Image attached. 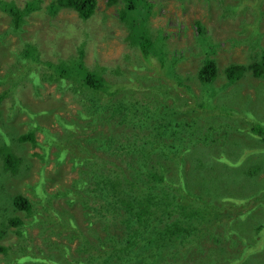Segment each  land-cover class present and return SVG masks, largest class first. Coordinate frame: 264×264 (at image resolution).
Masks as SVG:
<instances>
[{"label": "rangeland", "instance_id": "obj_1", "mask_svg": "<svg viewBox=\"0 0 264 264\" xmlns=\"http://www.w3.org/2000/svg\"><path fill=\"white\" fill-rule=\"evenodd\" d=\"M1 1L23 8L28 0ZM50 1L52 0H43L41 10L24 16L26 22L19 30L13 29L11 16L0 7V92L6 87H12L11 94L0 104V109L4 112L0 115V134L7 133L11 125L19 128L15 132L25 133L39 124L48 126L51 130L61 129L73 133L77 139L78 134L87 135L88 128L93 124L96 125L95 120L102 115L98 116L100 113H96L97 108L93 104L92 90L77 84L60 86L57 81L49 80L52 75H54L53 77L57 75L56 67L63 62L81 61L83 67H87L86 69L104 68V77L108 82L123 84L126 87V89L114 91L112 89L117 85L111 86L112 89L108 90L110 94L103 93L102 110L103 108L105 110V106L114 99H118L119 105L121 102L129 101V96H126L122 101L118 95L126 93V90L138 89L141 83L144 84L152 80L148 71L142 70L145 67L135 65L139 53L130 45L129 27L120 19L123 5L121 2L110 5L109 0H98L95 14L88 20H82L78 13L72 9L64 8L54 15L50 14L47 8ZM148 1L154 3L148 22L152 31L157 33L160 30L163 34L168 35L169 47H167V51L170 53L172 51L186 52V58L178 65V71L181 73L195 77L201 63L202 54L197 46L196 21L206 27L205 31L215 44L216 58L221 67L230 63L248 64L261 57L264 51V0ZM138 9L144 8H141L140 5ZM140 34L138 33V35ZM27 45L31 46L32 50H36L38 59L43 61V66L46 67L43 68L44 71L31 73L32 62L20 60L19 54H22ZM80 49H83L84 55L80 54ZM50 64L55 68H49ZM154 68L158 69L159 67ZM43 73L49 77L46 78ZM51 73L53 74L51 75ZM62 79L68 83L66 81L69 80L68 77ZM165 81L171 82L166 78ZM224 82L226 80L221 72L216 83L210 86L216 90L215 96L209 99L206 94H203L201 99L206 103L214 99V102L221 105H231L233 108L231 115L234 117L228 120L223 118V115L215 113L214 110L195 113L199 121H208L219 129L214 133L207 132L206 129L196 130L202 132V135H205L207 139L211 136L212 140L217 138L219 141L205 144L210 142V139H200L193 142L195 145L193 148L203 151L202 155L207 164L216 166V171L218 170V177H214L216 178L215 187L218 194L217 200L220 201L219 208L223 209L214 210L221 216L219 221L215 219L214 213L210 215L202 212L196 213V215L205 216L200 219V228L197 230V244L202 243L198 246L205 264H207L206 260H216L214 252L222 246L216 244V248L209 251L207 256V248L210 243H206V239L199 237L203 234L204 226L213 225L215 231L222 237V244L226 245L223 238L229 240V230L245 233L247 229H250L254 232L258 224L264 223V140L258 134H253L247 129L251 123L249 117L253 120L258 118L264 122V79H255L251 75H246L239 82L237 80L230 84ZM192 83L195 87V82L192 81ZM107 85L106 83L105 86ZM149 85H146V88ZM112 91L114 92L112 93ZM144 91L143 94L152 92V90ZM172 92L177 93L178 90L173 89ZM53 100H56L58 104L53 105ZM81 100L85 101L81 102ZM13 101L22 104L27 110L24 108L26 113L16 112L11 119L8 112H10L9 105ZM83 104L86 106L89 104L90 109L89 112L83 114L86 118L78 119L79 110H83ZM28 105L36 113L31 109L29 112ZM150 110L152 117L160 115L158 112H154V108L151 107ZM200 110L205 109L200 108ZM61 116L66 119L71 118L73 121L78 120L79 123L75 128L68 127L64 125L65 122L58 120ZM33 117L45 120H38L39 123L35 124L32 121ZM127 117L128 122L134 120L137 123L136 128L139 131L158 135L156 128H145V125L136 119L140 117L136 116L134 112L126 113L124 111L115 114V120H111L116 123L119 119ZM244 117H248V119ZM109 124L108 121H104L103 130ZM116 125L118 131L121 130L125 135L129 134L130 129L127 122H123L121 125L116 123ZM86 127L88 128L86 129ZM168 128L171 132L172 129ZM84 130L86 131L79 133ZM35 135L39 141L44 136L40 129L35 131ZM75 139L72 136L70 141L76 144ZM180 146L185 149L184 145ZM2 147L8 148V152L11 154L23 156L24 161L14 170L4 167L0 158V235L2 236L0 237V246L5 249V251H0V264H81L80 262L100 264L97 262L98 259H89L90 255L84 249V246L90 247L88 243L100 242L99 239L103 234L99 230L107 226L110 219V216H107L105 223L99 226L101 224L99 215H95L92 211L98 208V201H95L96 198H94L95 192L98 191L90 194L82 191V198L73 195L76 198L74 204L68 205V210H59L62 226L52 222L43 224H39L40 221L34 222L35 217L40 218L41 222L47 221L46 218L50 215V210L61 209V204L64 205L68 197L66 195L68 191L77 193L81 190L77 185L80 173L85 172L84 168L80 164L74 168L73 162L68 157H65V161L60 165L55 162V156L52 154L43 160L37 155L42 154V150L26 142L23 144L3 143L0 140V151L3 149ZM184 149L182 148L183 151L176 154L178 156L176 165L182 159ZM51 151L54 152V149ZM99 154L104 155L103 151H99ZM93 162L95 163L94 160ZM105 165L107 173L119 171L114 164L108 162ZM105 176L108 177L106 173ZM45 177L48 178L45 179ZM43 179L46 190L52 193L47 196V201L44 202L39 199L37 190H35V185ZM200 180H205V178L194 177L191 180L193 183L197 182L196 186L192 185L191 187L195 186L200 189L197 198L193 197L189 191L180 192V198L183 200L182 206H187L185 199L189 198L192 200L189 205L191 210L202 208L201 206L195 208L196 201L208 196V193L199 185L198 181ZM211 185L208 187L215 190ZM224 194L228 199H222ZM17 195H22L31 201L33 207L29 213L21 211L22 209L20 210L13 203V199ZM232 195H236V197L233 196V200L236 202L231 201ZM98 200L101 201V199ZM87 206H92L93 209ZM179 206V204L172 205L169 209L177 210L176 215H183L182 212H185L187 216L191 217L189 213L191 210H182L179 209ZM241 207H244L242 209L244 214L233 218L237 209ZM88 210L92 212L87 213ZM247 210L251 211L245 212ZM89 215L91 219L88 218ZM16 216L20 217L23 224L13 225L14 222H20ZM150 220L151 218H149L146 227L141 230L139 238L143 239L142 245L154 250L161 248L169 239H164L163 235H158L156 229H151ZM70 222L76 224L73 226L72 234L76 233L74 236H71V231H67L64 227H70ZM136 222L141 223L142 221L136 218ZM261 231L259 236H264V228ZM175 240L176 254L173 253L170 256L173 264L184 262L187 256V241L183 240V236H179ZM67 244L71 245L68 253L66 255L64 252L59 253V250ZM25 249H29V252L26 253ZM102 249L96 245L93 250ZM172 249L169 248L168 254L172 252ZM147 251L151 252L139 250L133 258L122 253L121 259L116 256L111 260V264H166V261H170L168 257L165 260L153 261ZM106 252L107 255L114 251L109 248V250L106 249ZM179 253L183 255L180 256ZM33 254H39V259H28ZM194 256L195 253L191 252L190 257ZM229 258L231 259V256ZM69 259L74 260L67 261ZM101 263L107 264L104 261ZM249 263L264 264V258H252Z\"/></svg>", "mask_w": 264, "mask_h": 264}, {"label": "trees", "instance_id": "obj_2", "mask_svg": "<svg viewBox=\"0 0 264 264\" xmlns=\"http://www.w3.org/2000/svg\"><path fill=\"white\" fill-rule=\"evenodd\" d=\"M42 1L28 0L25 7L18 8L9 2L0 0V7L11 16L13 29L19 30L26 22L24 16L29 15L33 11L41 10ZM120 2L123 4L120 19L129 27V43L139 53L137 54L135 65L145 67L142 70L144 72L148 71L152 80L144 84L141 83L140 86L136 84L139 87L138 89L126 90V93L118 95V98H122V101L126 96H129L130 100L121 102L119 105L118 99H114L105 106V110L103 108V111V93L110 94L108 90L112 89L111 86L117 85L112 89L114 91L122 88L126 89V87L123 84L108 82L104 77V68L86 69L87 67H83L81 61L63 62L56 67L55 71L57 75L53 77L54 71H52L53 73H51L52 76L49 80L57 81L60 86L77 84L92 90L94 95L93 104L97 108L96 113H100L98 116L102 115V117L95 120L96 125H88L90 127H86V129L88 128L87 135L83 133L86 131L84 130L79 132L83 134H78L77 139H75V134L73 135V133H68L61 129L51 130L48 126L38 124V120L42 121L45 119L33 117L32 121L38 124L34 128H30L25 133H18L15 131L19 128L11 125L7 133L0 134V140L3 143L23 144L26 142L42 150L43 153L37 155L43 160H46L48 155L52 154L55 156V162L60 165L65 161V157H68L73 162L74 168L79 164L84 168L85 172L80 173L77 185L81 190L77 193L68 191L66 194L68 197L64 205L61 204L63 209L50 210V215L46 218L47 221L41 222L40 218L35 217L34 222L40 221L39 224L52 222L56 223L55 225L62 226L59 210H68V205L74 204L76 198L73 195L77 196V198H82V191L86 194L98 191L94 194L95 201H98V208L87 207L93 209L92 211L95 215H99V223H101L99 226L105 223L107 216H110V219L107 226L99 230L103 234V237L101 236L99 239V243L91 242L90 244L88 243L90 247H87L81 242L85 251L90 255L89 259H98L97 262L100 264L103 261L111 264V260L116 258V256L121 259L123 253L133 258L135 257L134 254L139 250L151 251L147 252L153 261L165 260L167 257L170 259L173 253L176 254L175 239L183 236V240L187 241V256L184 262L176 263L205 264L203 256L200 254L201 249L198 246L202 245V243L197 244V230L200 228V219L205 216H199L196 213L202 212L208 215L214 213L216 215L215 219L219 221L221 216L215 213L214 210L223 209L219 208L220 201L217 200L218 194L215 187L216 178L214 177H218V170L216 171V166L213 167L207 164L202 155L203 151L201 152L197 148H193L195 147L193 142H197L200 139H210V142L205 144L217 142L219 139L215 138L212 140L211 136L207 139L205 135H202V132L198 131L206 129L207 132L214 133L215 130L218 132L219 129L208 121H199L195 113L214 110L215 113L223 115V118L228 120L234 117L231 115L233 112L231 105H221L214 102V99L206 103L202 101L201 96L203 97V94H206L209 99L215 96L216 90H213L210 86L216 83L221 72L224 74L226 80L224 83L229 84L236 80L239 82L246 75H251L255 79H264V51L261 57L248 64L230 63L221 67L216 58L217 50L215 49V44L210 40V36L205 31L206 27L201 22L196 21L198 33L197 46H199L198 48L201 50L200 54H202L201 63L195 77L190 74L181 73L178 71V65L186 58V52L172 51L170 53L167 51V47H169L167 43L168 35L163 34L160 30L154 33L148 24L154 3L148 0H109L110 5L119 4ZM97 3L98 0H52L47 8L52 15L64 8L72 9L78 13L82 20H88L95 14ZM140 5L144 9H138ZM138 33L141 34L138 35ZM80 54L84 55L83 49H80ZM19 58L23 62H32L31 73H35L34 71L40 73L44 71L43 68H46L43 66V61L38 59L36 50H32L31 46L27 45L22 54H19ZM154 58H157V61ZM52 67L53 65L50 64L49 68ZM154 67L159 68L156 69ZM43 75L46 78L49 77L44 73ZM63 77L69 78V80H66L68 83L62 79ZM165 78L170 79L171 82H166ZM192 81L195 82V87ZM106 83L108 84L107 86H105ZM146 85H149V87L146 88ZM173 89H177L178 92H172ZM144 90H152V92L143 94ZM197 90L199 91L196 92ZM11 91L12 87H6L0 92V104L11 94ZM144 95H146V98H144ZM84 101L81 100V102ZM53 102V105L58 104L56 100H53ZM149 104L154 108V112H158L160 115L152 117L150 115L151 107ZM83 106V110H79L80 116H78V119L86 118L83 114L89 112L90 105L87 104L86 106L83 104ZM24 108L26 107L22 104L13 101L9 105V118L12 119L16 112H24ZM200 108L205 110H200ZM30 109L36 113L31 107L28 108L29 112ZM147 110L149 111L147 112ZM124 111L126 113L134 112L136 116L140 117L136 119L144 124L145 128H156L158 135L155 136L153 133L139 131L136 128L138 126L137 123L134 120L128 122V117L119 119L116 123L121 125L123 122H127L130 129L129 134L125 135L121 130L118 131L116 123L112 120H115V114ZM0 113L2 115L4 112L0 109ZM110 113L111 115H109ZM244 118L248 119V117ZM249 119L251 123L247 129L253 134H258L264 140V122L258 118H254L253 120L249 117ZM58 120L65 122L64 125L71 128H75L79 123L78 120L73 121L71 118L66 119L63 116ZM104 121L110 123L105 130H103ZM29 124H31L30 121ZM168 127L172 129L171 132ZM37 129H40L44 134L41 141L35 135ZM72 136L76 144L70 141ZM180 145H184L185 149ZM182 148L184 149L183 160L181 159L182 161L180 160L176 165L178 157L176 154L183 151ZM52 149H54V152L51 151ZM99 151H103L104 155H100ZM0 158L3 161L4 167L14 170L24 161L23 156L9 153L6 147L0 151ZM108 162L114 164L115 168L119 169V171L117 173H107L105 171V164ZM105 173L108 177L105 176ZM194 177L205 178V180L198 182L208 193V196L196 201L195 208H200L201 206L200 210H191L189 205L192 200L189 198L185 199L187 206H182L183 200L180 198V192L183 190L189 191L193 197L197 198L200 189L195 187L197 182L193 183L191 181ZM47 178L45 177V179ZM210 184H212L211 186L215 190L208 187ZM192 185L195 186L191 187ZM183 186L184 188H182ZM35 190H37L39 199L43 202L47 201L48 195H52V193L46 190L44 179L35 185ZM233 196L236 197V195H232L231 201L236 202L233 200ZM98 199H101V201ZM222 199L228 198L224 194ZM13 203L26 213H29L33 207L31 201L22 195L15 196ZM178 204L180 205L179 209L191 210L189 212L191 217L187 216L185 212H182L183 215H176L177 210L169 209L172 205ZM244 207L237 209L236 215L233 218L242 216L244 214L242 210ZM92 211L88 210L87 213ZM250 211L247 210L245 212ZM53 216H55V219H53ZM16 217L20 222H14L13 225L23 224L20 217ZM88 218L91 219V216L89 215ZM136 218L142 222L135 223ZM149 218H151L150 228L156 229L158 235H163L164 239H169L161 248L159 247L154 250L142 245L143 239L139 238L141 230L146 227ZM92 219L94 220V217ZM73 226H76V224H71V222L70 227L64 226L67 231H71V236L76 235V233L72 234L74 232ZM263 228L264 223H260L254 232L250 229H247L245 233L229 230V240L223 238V241L226 243V245H223L222 237L215 231L213 225L204 226L202 230L203 234L199 237L206 239V243H210L207 248V256L209 251H213L216 248V244H221L222 246L214 252L216 260H206L207 264H251L249 262L252 258H264L262 256L264 254V236H259ZM0 237L2 236L0 235ZM77 239L80 240V238ZM230 242L231 244H229ZM96 245L102 247L103 251H94L93 249ZM70 246V244L64 245L59 250V253L64 252V255H66ZM170 247L173 249L168 254ZM109 248L113 249L114 252L106 255V249L109 250ZM0 251H5V249L0 246ZM25 251L28 253L29 249H25ZM191 252L195 253L194 257H190ZM179 255L182 256L183 254L179 253ZM229 256H231V259ZM38 257H40L39 254H33L28 259H39ZM71 260L74 259L67 261ZM80 263L83 264L82 262ZM168 264H173L171 259Z\"/></svg>", "mask_w": 264, "mask_h": 264}, {"label": "flooded vegetation", "instance_id": "obj_3", "mask_svg": "<svg viewBox=\"0 0 264 264\" xmlns=\"http://www.w3.org/2000/svg\"><path fill=\"white\" fill-rule=\"evenodd\" d=\"M54 69V67H52ZM48 69V68H47ZM50 70V69H49Z\"/></svg>", "mask_w": 264, "mask_h": 264}]
</instances>
